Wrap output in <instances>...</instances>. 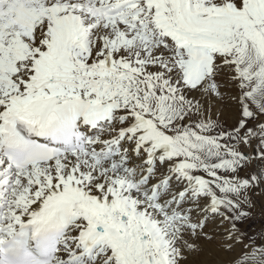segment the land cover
<instances>
[{
	"label": "snow or ice",
	"instance_id": "1",
	"mask_svg": "<svg viewBox=\"0 0 264 264\" xmlns=\"http://www.w3.org/2000/svg\"><path fill=\"white\" fill-rule=\"evenodd\" d=\"M46 264H264V0H0V244Z\"/></svg>",
	"mask_w": 264,
	"mask_h": 264
}]
</instances>
